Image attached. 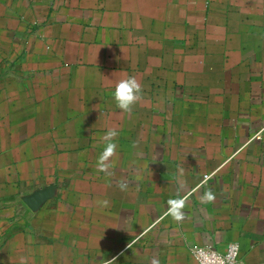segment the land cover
<instances>
[{
  "label": "crops",
  "instance_id": "0c3cea01",
  "mask_svg": "<svg viewBox=\"0 0 264 264\" xmlns=\"http://www.w3.org/2000/svg\"><path fill=\"white\" fill-rule=\"evenodd\" d=\"M231 242L264 264V0H0V264H196Z\"/></svg>",
  "mask_w": 264,
  "mask_h": 264
},
{
  "label": "clouds",
  "instance_id": "9594fccd",
  "mask_svg": "<svg viewBox=\"0 0 264 264\" xmlns=\"http://www.w3.org/2000/svg\"><path fill=\"white\" fill-rule=\"evenodd\" d=\"M142 85L135 78V76H129L127 78L120 79L115 83L112 98L115 101L116 107L125 113H131L133 107L142 98ZM118 136V132L115 128H109L102 141L104 147L100 153L97 161V169L101 172L108 173L111 168L110 160L116 155L117 144L114 139ZM120 187L123 189L126 187L125 184H121ZM203 200L212 201L215 199L211 191L204 194ZM106 203V202H104ZM185 207V199H170L168 201V208L166 215H170L174 220L181 221L184 219L183 208ZM115 259V258H114ZM113 260V259H112ZM112 260L108 261V264H112ZM21 264H26V260L21 258Z\"/></svg>",
  "mask_w": 264,
  "mask_h": 264
},
{
  "label": "built area",
  "instance_id": "2783aa9c",
  "mask_svg": "<svg viewBox=\"0 0 264 264\" xmlns=\"http://www.w3.org/2000/svg\"><path fill=\"white\" fill-rule=\"evenodd\" d=\"M209 175L205 176V180ZM241 253L239 242H231L224 251H220L210 245H196L192 248V254L196 264H238Z\"/></svg>",
  "mask_w": 264,
  "mask_h": 264
},
{
  "label": "water",
  "instance_id": "95a60500",
  "mask_svg": "<svg viewBox=\"0 0 264 264\" xmlns=\"http://www.w3.org/2000/svg\"><path fill=\"white\" fill-rule=\"evenodd\" d=\"M46 196H47V192L42 191V192L37 193L36 195H34L32 197H29L26 201L31 207L37 208L42 204V202L44 201Z\"/></svg>",
  "mask_w": 264,
  "mask_h": 264
}]
</instances>
